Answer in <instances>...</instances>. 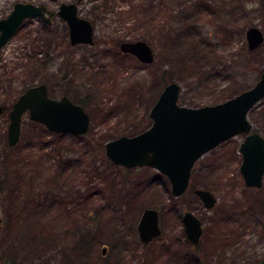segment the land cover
<instances>
[{
	"label": "rangeland",
	"instance_id": "obj_1",
	"mask_svg": "<svg viewBox=\"0 0 264 264\" xmlns=\"http://www.w3.org/2000/svg\"><path fill=\"white\" fill-rule=\"evenodd\" d=\"M59 9L75 2L94 24L95 43L72 46L60 16L27 19L0 52V264H251L264 257V187L246 186L238 135L195 164L191 188L213 191L212 209L189 190L171 194L158 170L125 168L105 143L152 124L150 110L172 81L179 103L223 102L252 87L264 68V43L249 50L246 30L264 32V0H0V18L15 2ZM146 40L151 64L123 53L122 41ZM251 51V53H249ZM47 83L91 116L88 136H57L23 119L8 143L9 111L28 86ZM264 135V99L250 112ZM146 208L160 213L162 235L145 245L137 225ZM202 219L198 246L187 243L182 214ZM108 247L102 254V248Z\"/></svg>",
	"mask_w": 264,
	"mask_h": 264
},
{
	"label": "water",
	"instance_id": "obj_2",
	"mask_svg": "<svg viewBox=\"0 0 264 264\" xmlns=\"http://www.w3.org/2000/svg\"><path fill=\"white\" fill-rule=\"evenodd\" d=\"M46 11L44 4L16 2L8 16L0 20V51L26 19L41 17L49 22ZM48 12L53 15L52 11ZM58 14L69 26L72 45L94 44V26L79 15L76 3H62ZM246 38L249 50H255L264 43V32L258 26H251L246 30ZM120 49L146 64L155 60V51L145 40L122 42ZM181 92L179 82L167 84L150 110L151 126L132 136L121 135L108 140L104 145L108 160L125 168L148 166L158 170L169 180L171 194L178 197L189 188L193 168L203 155L244 134L239 146L240 172L246 186L263 187L264 135L254 130L249 114L264 99V68L252 87L223 102L189 107L179 103ZM3 111L0 105V115ZM27 113L32 121L55 134L84 135L91 125V116L82 104L68 95L51 97L46 84H36L25 89L12 105L7 133L9 145L15 146L20 141ZM195 194L206 208L216 203L215 195L207 189L198 188ZM182 219L187 238L198 245L203 234L202 221L191 211H186ZM137 228L145 244L160 236L159 211L146 208ZM252 264H264V258Z\"/></svg>",
	"mask_w": 264,
	"mask_h": 264
},
{
	"label": "flooded vegetation",
	"instance_id": "obj_3",
	"mask_svg": "<svg viewBox=\"0 0 264 264\" xmlns=\"http://www.w3.org/2000/svg\"><path fill=\"white\" fill-rule=\"evenodd\" d=\"M53 1H58V0H53ZM15 3H16V2H15ZM15 3H14V4H15ZM62 3H70V2H60V4H59V9H60V6H61ZM74 3H75V2H74ZM35 4H36V3H35ZM41 4H44V3H40V4H38V5H41ZM44 5L48 8V11H52V12H53V15L51 16L50 13H49L48 11H46V15H47V17H48L49 20H50L49 22H47L46 20L42 19L41 17H38V18H40L41 20H43V21H44L45 23H47V24H51V23H53V18H54L55 16H59V14H58L59 9L56 10V11H54V10L50 9L46 4H44ZM76 5H77V3H76ZM13 7H14V5H13ZM77 8H78V5H77ZM10 12H11V11H10ZM78 13H79V10H78ZM79 15H80V14H79ZM7 16H8V15H7ZM7 16H5V17H7ZM80 16H81V15H80ZM5 17H3V18H5ZM82 17H83V16H82ZM61 18H62V17H61ZM84 18H85V17H84ZM1 19H2V18H0V20H1ZM28 19H29V18H28ZM87 19H88V18H87ZM26 20H27V19H26ZM26 20H25V21H26ZM25 21H24V22H25ZM90 21H91V20H90ZM24 22H23V23H24ZM65 22H66V21H65ZM23 23H22V25H23ZM66 23H67V22H66ZM92 24H93V23H92ZM22 25H21V26H22ZM21 26H20V28H21ZM67 26H68V24H67ZM93 26H94V24H93ZM20 28H19V29H20ZM19 29H18V30H19ZM18 30H17V31H18ZM16 33H17V32H16ZM16 33H15V34H16ZM68 33H69V42H70V30H69V26H68ZM15 34H14V35H15ZM94 34H95V29H94ZM14 35H13V36H14ZM13 36H12V37H13ZM12 37H11V38H12ZM10 40H11V39H10ZM10 40H9V41H10ZM139 40H143V39H139ZM125 41H129V40H125ZM125 41H122V42H125ZM134 41H137V40H134ZM145 41H146V40H145ZM122 42H121V43H122ZM8 43H9V42H8ZM8 43H7V44H8ZM94 43H95V39H94ZM121 43H120V45H121ZM7 44H6V45H7ZM70 44H71V42H70ZM80 44H82V43H80ZM6 45H4V47H5ZM71 45H72V44H71ZM76 45H79V44H76ZM76 45H72V46H76ZM90 45H91V44H90ZM120 45H119V48H120ZM4 47L2 48V50L4 49ZM2 50H1V51H2ZM120 50H121V49H120ZM1 51H0V52H1ZM121 51H122V50H121ZM122 52H123V51H122ZM123 53H127V52H123ZM127 54H130V53H127ZM131 55H133V54H131ZM133 56H134V55H133ZM138 60H139V59H138ZM139 61H140V60H139ZM41 83H44V82H41ZM41 83H35V84H32V85L41 84ZM44 84L47 85L48 92H49V86H48V84H47V83H44ZM32 85H30V86H32ZM28 87H29V86H28ZM28 87H27V88H28ZM27 88H26V89H27ZM23 92H24V91H22V93H23ZM22 93H21V94H22ZM21 94H20V95H21ZM20 95H19V96H20ZM49 95H50V92H49ZM63 95H67V94H63ZM63 95H61V96H63ZM19 96H18V97H19ZM50 96H51V95H50ZM61 96H60V97H61ZM68 96H69V95H68ZM51 97H53V96H51ZM60 97H54V98H60ZM69 97H70V96H69ZM70 98H71V97H70ZM71 99H72V98H71ZM72 100H73V99H72ZM15 101H16V100H15ZM15 101H14V102H15ZM73 101H74V100H73ZM74 102H75V101H74ZM76 103H78V102H76ZM80 104H81V103H80ZM0 105H1V104H0ZM1 106H2V105H1ZM3 108H4V106H3ZM4 111H5V108H4ZM4 111H3V112H4ZM9 112H10V111H9ZM2 114H3V113H2ZM2 114H1V115H2ZM1 115H0V116H1ZM9 118H10V117H9ZM9 122H10V121H9ZM8 126H9V125H8ZM22 127H23V125H22ZM45 128H46V127H45ZM7 133H8V131H7ZM240 135H241V134H240ZM243 135H244V134H243ZM7 137H8V136H7ZM244 137H245V135H244ZM243 140H244V139H243ZM225 142H226V141H225ZM18 143H19V142H18ZM16 145H17V144H16ZM217 147H218V146H217ZM192 174H193V172H192ZM191 177H192V176H191ZM263 187H264V185H263ZM263 187H261V188H263ZM198 188H199V187H198ZM198 188H191V180H190L189 188L187 189V191H186L185 193H187L189 190H192V191L194 192V194H195V190L198 189ZM201 189H206V188H201ZM207 190H209V189H207ZM209 191H211V190H209ZM211 192L215 195V197H216V203H217L218 198H217L216 194H215L213 191H211ZM185 193H184V194H185ZM184 194H182L181 196H183ZM195 195H196V194H195ZM181 196H178V197H181ZM196 196H197V195H196ZM197 197L199 198V196H197ZM199 199H200V198H199ZM200 200H201V199H200ZM201 201H202V200H201ZM202 203H203V205L205 206V204H204L203 201H202ZM216 203H215V205H216ZM215 205H214V206H215ZM214 206H213V207H214ZM213 207H211V208H206V206H205V208H206V209H209V210L212 209ZM158 211H159V210H158ZM186 211H191V210H186ZM186 211H184V213H185ZM191 212H192V211H191ZM184 213H183V214H184ZM192 213H193V212H192ZM183 214H182V217H183ZM193 214H194V213H193ZM194 215H195V214H194ZM195 216H197V215H195ZM159 217H160V213H159ZM197 217H198V216H197ZM198 218H199V217H198ZM199 219L202 221L201 218H199ZM182 222H183V219H182ZM137 226H138V225H137ZM160 227H161V225H160ZM183 227H184V223H183ZM202 227H203V234H204V229H205V228H204V223H203V221H202ZM137 229H138V228H137ZM161 230H162V228H161ZM162 233H163V231H162ZM184 234H185V237H186V240H185V241H186L187 243L192 244L191 241L187 238L186 231H185V227H184ZM203 234H202V236H203ZM161 235H162V234H161ZM161 235H160V236H161ZM202 236H201V238H202ZM158 237H159V236H158ZM156 238H157V237H156ZM201 238H200V241H201ZM154 239H155V238H154ZM140 240H141V239H140ZM152 241H153V240H152ZM150 242H151V241H150ZM150 242H149V243H150ZM149 243H147V244H149ZM143 244H145V243H143ZM147 244H145V245H147ZM199 244H200V242H199ZM199 244H198V245H199ZM192 245H193V244H192ZM198 245H193V246H198ZM107 250H108V247H107V246H104V247L102 248V254L105 255V254L107 253ZM263 258H264V257H263ZM263 258H261V259H263ZM261 259H260V260H261ZM260 260H259V261H260ZM257 262H258V261H257ZM255 263H256V262H255ZM251 264H252V263H251Z\"/></svg>",
	"mask_w": 264,
	"mask_h": 264
},
{
	"label": "trees",
	"instance_id": "obj_4",
	"mask_svg": "<svg viewBox=\"0 0 264 264\" xmlns=\"http://www.w3.org/2000/svg\"><path fill=\"white\" fill-rule=\"evenodd\" d=\"M249 53H251V51L249 52ZM227 99V96H224L222 99H220V100H226ZM55 135H57V136H62V135H66V134H55ZM77 137H82L83 135H76ZM84 136H88L87 134H84Z\"/></svg>",
	"mask_w": 264,
	"mask_h": 264
}]
</instances>
